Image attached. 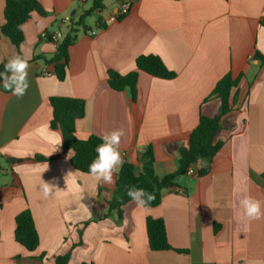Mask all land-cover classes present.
Listing matches in <instances>:
<instances>
[{
  "label": "crops",
  "instance_id": "crops-1",
  "mask_svg": "<svg viewBox=\"0 0 264 264\" xmlns=\"http://www.w3.org/2000/svg\"><path fill=\"white\" fill-rule=\"evenodd\" d=\"M38 1L46 14L32 13L20 48L0 33V66L15 55L30 65L22 98L0 89V155L9 161L1 160L0 170V264H55L67 255L69 264H264V218L249 222L240 206L251 196L264 210V0H117L100 22L84 20L88 29L69 50L62 82L54 65L36 58L57 52L43 34L65 33L67 17L77 21L90 9L77 0ZM124 2L132 4L129 14L110 22ZM4 10L0 0V26ZM147 55L160 57L176 77L140 72L135 101L129 89L110 88L109 71L133 73ZM229 73L239 80L236 107L216 137L222 147L210 173L178 178L158 207L131 202L122 220L103 219L122 166L113 185L75 170L62 133L50 127V99L85 101L86 115L76 124L80 140L122 128L119 151L136 174L151 145L162 179L179 170V149L200 117L219 114L213 92ZM36 155L52 160L36 162ZM42 180L54 185L47 199ZM27 209L40 238L32 253L15 240L16 218ZM148 218L163 220L171 246L187 253L151 251Z\"/></svg>",
  "mask_w": 264,
  "mask_h": 264
},
{
  "label": "trees",
  "instance_id": "trees-1",
  "mask_svg": "<svg viewBox=\"0 0 264 264\" xmlns=\"http://www.w3.org/2000/svg\"><path fill=\"white\" fill-rule=\"evenodd\" d=\"M105 0H93L92 6L82 18L77 21L72 19L64 38L60 42L57 52L51 58L38 55L36 58L44 60L47 65L55 66V73L59 81H64L69 69V50L77 42L81 30H87L84 20L93 13H103L106 10ZM178 1V0H177ZM37 12L45 16V11L38 0H5L4 17L5 23L0 26V33L7 37L17 48L25 41L23 25L31 18L32 13ZM101 21V17L98 19ZM264 25V22H263ZM49 40V39H47ZM255 57L262 60L260 53ZM6 64V63H5ZM0 66V89L3 83L2 74L5 69ZM137 70L128 75L122 76L115 71H109V86L116 92L131 91L133 100L137 98V86L139 73L145 72L151 76L171 80L176 77L164 64L162 59L155 55L140 56L136 60ZM239 80H234L232 74L226 75L216 86L213 95L221 101L219 114L215 117L201 116L199 125L191 132L187 146L179 149V170L164 178H159L155 169L154 152L149 145L143 152L144 159L141 171L136 174L134 166L128 162L122 165L117 176L114 195L108 200L107 213L103 219L112 215L123 219L124 207L130 204L132 199L127 195L131 187L143 188L147 192L154 193L155 200L146 208L158 207L162 202L163 194L179 187V177L187 176L191 167L196 168L198 177H205L210 173V164L222 147V143L216 142V137L223 128L225 119L235 110V100L232 93L238 87ZM53 108V117L50 123L52 130H58L63 135L64 153L73 152L71 159L72 167L84 174H89V165L96 158V148L103 143L102 138L91 136L86 140H80L76 136V124L85 117V101L81 99L52 97L50 99ZM1 160L9 163L8 159L0 155ZM36 162H46L52 159L36 155L33 158ZM207 162L208 166H202ZM149 247L153 252L176 251L186 254L185 250H175L169 243L165 222L161 219L148 218L146 222ZM15 240L25 247L29 252H35L40 245V238L37 232L32 212L27 209L16 218ZM44 257H41L42 260ZM70 255L59 257L55 264H69Z\"/></svg>",
  "mask_w": 264,
  "mask_h": 264
},
{
  "label": "clouds",
  "instance_id": "clouds-1",
  "mask_svg": "<svg viewBox=\"0 0 264 264\" xmlns=\"http://www.w3.org/2000/svg\"><path fill=\"white\" fill-rule=\"evenodd\" d=\"M29 67L28 61L20 55L12 56L4 66L5 72L2 74L3 89L11 92L17 98H22L29 88ZM124 134V130L118 128L105 133L101 137L103 143L97 146L96 158L89 165V174L95 178L97 183L107 185L115 183L114 175L119 172L124 163L119 151L121 138ZM40 187L43 198L47 199L53 194L54 185L51 183L42 180ZM127 195L137 207H146L155 200L154 193L147 192L143 188L131 187L128 189ZM240 206L243 209L244 217L249 222L264 218V210H262V204L259 200L251 196H245L240 200Z\"/></svg>",
  "mask_w": 264,
  "mask_h": 264
},
{
  "label": "built area",
  "instance_id": "built-area-1",
  "mask_svg": "<svg viewBox=\"0 0 264 264\" xmlns=\"http://www.w3.org/2000/svg\"><path fill=\"white\" fill-rule=\"evenodd\" d=\"M78 1H82L84 3L93 2V0H78ZM131 9H132V4L130 2L122 3L120 5L119 11H118L119 13L112 15L110 17L109 21L110 22H116V21L123 19L125 16H127L129 14ZM72 22L73 21H72L71 17H67L65 19V24H67L68 26H70L72 24ZM96 34H97L96 32H91L90 35L94 36ZM64 35H65V33L59 31V32H56L53 34L45 33V34H43V38L51 40L52 42H54L57 45V48H58L60 42L64 38ZM188 175H190V176L197 175V170L194 167L189 168Z\"/></svg>",
  "mask_w": 264,
  "mask_h": 264
},
{
  "label": "rangeland",
  "instance_id": "rangeland-1",
  "mask_svg": "<svg viewBox=\"0 0 264 264\" xmlns=\"http://www.w3.org/2000/svg\"><path fill=\"white\" fill-rule=\"evenodd\" d=\"M78 2L80 3L82 1H78ZM84 4H85V7L87 9H90L91 6H92V2H87V3L82 2L81 5H84ZM104 4L106 6V10H104L103 13H101V14L96 12V13H93L92 15H89L86 18L87 24L93 25L94 21L98 20L103 15H104V17H107L109 15V13H112L111 12L112 11V7L117 4V0H105ZM182 177H185V176H182ZM179 178H181V177H179Z\"/></svg>",
  "mask_w": 264,
  "mask_h": 264
},
{
  "label": "water",
  "instance_id": "water-1",
  "mask_svg": "<svg viewBox=\"0 0 264 264\" xmlns=\"http://www.w3.org/2000/svg\"><path fill=\"white\" fill-rule=\"evenodd\" d=\"M142 161H143V158H142ZM147 161V160H146ZM11 162H13V159L11 160ZM145 162V161H144Z\"/></svg>",
  "mask_w": 264,
  "mask_h": 264
}]
</instances>
